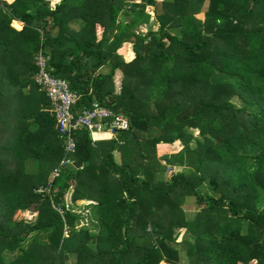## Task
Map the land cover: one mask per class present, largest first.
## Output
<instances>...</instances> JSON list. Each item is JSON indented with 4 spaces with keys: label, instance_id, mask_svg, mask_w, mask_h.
Returning a JSON list of instances; mask_svg holds the SVG:
<instances>
[{
    "label": "trees",
    "instance_id": "16d2710c",
    "mask_svg": "<svg viewBox=\"0 0 264 264\" xmlns=\"http://www.w3.org/2000/svg\"><path fill=\"white\" fill-rule=\"evenodd\" d=\"M40 49L75 110L97 101L128 128L94 143L79 129L66 153L34 79ZM0 70V264H264V0H0ZM176 139L164 159L178 170L162 181L141 147ZM220 161L224 176L197 175ZM179 192L200 208L192 221ZM188 221L194 233L177 239Z\"/></svg>",
    "mask_w": 264,
    "mask_h": 264
},
{
    "label": "built area",
    "instance_id": "2783aa9c",
    "mask_svg": "<svg viewBox=\"0 0 264 264\" xmlns=\"http://www.w3.org/2000/svg\"><path fill=\"white\" fill-rule=\"evenodd\" d=\"M48 59L49 56L41 49L36 52L34 60L37 71L34 79L49 99L57 136L63 139L66 153L75 151L74 133L79 129L87 130L91 142L94 143L97 139L96 134H102L104 138H112L117 131L128 128L129 120L126 115L115 112L97 101H93L89 107L80 111L75 110L76 93L69 89L64 78L52 76L48 72ZM67 161L68 159H63L53 168L51 178L59 174L60 168ZM67 203L66 200V205ZM56 208L59 210L60 207Z\"/></svg>",
    "mask_w": 264,
    "mask_h": 264
},
{
    "label": "rangeland",
    "instance_id": "374dc122",
    "mask_svg": "<svg viewBox=\"0 0 264 264\" xmlns=\"http://www.w3.org/2000/svg\"><path fill=\"white\" fill-rule=\"evenodd\" d=\"M49 1V4L53 7L57 2H54V0H48ZM59 1V0H58ZM206 5L207 3L205 2L202 7L200 8V10L197 11L196 15L200 18V19H204V10L206 8ZM12 26L15 27V28H20L21 27V22L20 21H13L11 22ZM254 24V23H253ZM257 24V23H256ZM151 26L153 29H157V23L153 20L150 22V24H143L140 28H139V32L141 33H145L148 29V27ZM117 53L119 54H122L124 56L125 59H130L131 56H132V44L131 42H122V44L120 45V47L117 49L116 51ZM109 69V65L106 64L105 66H103L100 70L101 71H107ZM2 73H1V70H0V77H1ZM119 76H116L115 80H119ZM28 89V87L26 88V90ZM7 95V94H6ZM40 93H38V95L36 97H39V99L41 100V102L43 103L44 100H45V97L44 95H42ZM38 99V100H39ZM39 100V102H40ZM237 104H240V99L238 98H234L233 99ZM182 101V99H181ZM184 101V100H183ZM40 102V103H41ZM40 103H35V106L39 105ZM6 104H4L3 106H1L0 108V111L2 113H6L7 111V106H5ZM194 134L193 136L195 137H199L198 136V131L196 129H194ZM143 146V145H142ZM184 146V143L182 140L180 139H176L174 140L171 144H168V143H159L157 144L153 151L152 150H148V148H142L143 151H145V154H146V157L148 159V162L149 164L152 163V160H153V163L152 165H156V166H159V164L163 166V169L162 171L160 170V172L157 174V177L159 179H162L165 180L169 174L171 173H175L178 168L177 167H174L172 166L173 164H168L166 163V160L164 159L165 157V154H170L172 152H177L178 150H180L182 147ZM189 146H194V141H190L189 142ZM139 150V149H138ZM248 151V150H247ZM139 152V151H138ZM131 153H133V155H137V148L136 149H133V151L131 150ZM115 155V159L116 160H119V152L116 151L114 153ZM29 167H30V170L31 171H35L37 170V163L35 161H31L28 163ZM177 166V165H176ZM174 167V168H173ZM230 167V165L228 164H224L223 162H216L214 164H211V165H205L202 169L199 170V172L197 173V175H201V176H207L209 170H213V171H219V175L221 176H224V174L226 173L225 171ZM42 169V167H40ZM51 170V169H50ZM53 170V169H52ZM51 171H49L48 173V178H51L50 174H51ZM42 188H39L38 190H40ZM213 188L211 187V185H209L207 183V181H203L202 182V185H201V190H204V191H211ZM203 192V191H202ZM69 194L70 193H67L65 195V200H67L68 202L69 201ZM176 198L179 200V203H180V206L182 208V211L185 215V217L187 219H189V221H192L193 218L195 217L196 215V212H200V208H198L196 202L194 201V197L193 195H189V194H184L182 192H179L177 193L176 195ZM84 203H86V201L84 200H80L77 202L78 207H73V210H75L76 212H80L82 214V216L86 217L87 216V212L88 210L86 209V207H84L83 205H85ZM15 218L16 219H23L24 221H28V222H33L36 218V211L34 210H31V209H28V208H19L16 210L15 212ZM195 220V219H194ZM187 223L186 227H184L183 229L182 228H176L175 231H174V235L175 234H179L177 236V239H181L182 236L185 235H190L188 232L190 233H194V231L192 230V225H191V222ZM183 233V234H182ZM159 264H168L166 262H159Z\"/></svg>",
    "mask_w": 264,
    "mask_h": 264
},
{
    "label": "crops",
    "instance_id": "0c3cea01",
    "mask_svg": "<svg viewBox=\"0 0 264 264\" xmlns=\"http://www.w3.org/2000/svg\"><path fill=\"white\" fill-rule=\"evenodd\" d=\"M13 21H17V20H13ZM21 25H22V24H21ZM96 136H97L96 141H97V140L109 139V138H104V136H102V134H96Z\"/></svg>",
    "mask_w": 264,
    "mask_h": 264
},
{
    "label": "water",
    "instance_id": "95a60500",
    "mask_svg": "<svg viewBox=\"0 0 264 264\" xmlns=\"http://www.w3.org/2000/svg\"><path fill=\"white\" fill-rule=\"evenodd\" d=\"M73 165L76 166V167H79V166L81 165V162L74 161V162H73Z\"/></svg>",
    "mask_w": 264,
    "mask_h": 264
},
{
    "label": "clouds",
    "instance_id": "9594fccd",
    "mask_svg": "<svg viewBox=\"0 0 264 264\" xmlns=\"http://www.w3.org/2000/svg\"><path fill=\"white\" fill-rule=\"evenodd\" d=\"M54 2H58V0H54ZM74 162V161H73Z\"/></svg>",
    "mask_w": 264,
    "mask_h": 264
}]
</instances>
